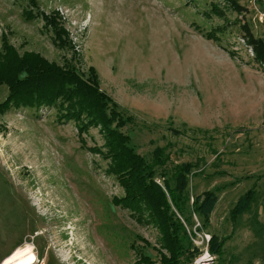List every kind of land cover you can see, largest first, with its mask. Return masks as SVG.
I'll return each mask as SVG.
<instances>
[{
  "label": "rangeland",
  "instance_id": "rangeland-1",
  "mask_svg": "<svg viewBox=\"0 0 264 264\" xmlns=\"http://www.w3.org/2000/svg\"><path fill=\"white\" fill-rule=\"evenodd\" d=\"M29 1L0 0V34L20 54L95 70L100 90L131 117L121 131L137 154L150 163L162 149L167 177L179 163L195 165L190 202L218 188L208 228L196 232L192 215L199 253L187 264H264V67L251 61L239 29L245 22L264 36L251 0H236L241 14L218 1L229 31L219 42L204 33L222 19L204 18L191 0H32L58 13L67 50L52 44L42 21L20 15ZM6 94L1 86L0 102ZM53 111L0 113V264L25 245L35 264H136L132 244L158 262L156 252H166L156 232L112 202L122 191L90 150L102 148L101 134L79 135ZM249 190L253 202L232 221L229 211ZM212 234L224 238L220 256L208 253Z\"/></svg>",
  "mask_w": 264,
  "mask_h": 264
},
{
  "label": "trees",
  "instance_id": "trees-1",
  "mask_svg": "<svg viewBox=\"0 0 264 264\" xmlns=\"http://www.w3.org/2000/svg\"><path fill=\"white\" fill-rule=\"evenodd\" d=\"M218 1L208 0L206 9H201L195 0H191L195 10H201L204 18L216 16L222 19L221 25L216 24L203 32L204 37L213 42L223 40L229 33L226 10ZM256 1L264 10V1ZM226 3L236 13L244 11L236 0H226ZM19 8L25 20L43 22L44 30L55 47L67 50V34L58 13L46 15L32 0L19 4ZM239 29L241 40L252 51L251 61L259 66L264 65L263 37H256L245 22ZM246 52L244 50L243 53ZM1 86L7 87V94L0 102V113L25 110L32 117H38L42 110H54L57 121H71L79 135L87 133L90 128H96L101 134L102 148L90 150L106 161V174L112 176L122 191V195L114 197L112 202L156 232L157 242L166 252V255L156 252L158 262H154L140 254L132 244L130 248L137 257L136 264H187L192 261L199 253L192 242L195 234L188 228H192V215L199 222L196 232L208 228L210 214L218 200V188L195 195L190 202L187 186L195 165L179 163L167 177L161 169L169 157L162 153V149L153 150L150 163L137 154L129 136L121 131L131 122V117L124 118L117 105L100 90L95 70L79 72L66 59L61 66H54L45 63L38 55L27 52L20 54L8 37L0 34ZM158 175L161 177L160 185L156 182ZM252 202L253 190H249L237 199L229 211V218L235 221L249 209ZM177 215L183 218L182 222ZM223 243L224 238L210 235L208 253L220 256Z\"/></svg>",
  "mask_w": 264,
  "mask_h": 264
},
{
  "label": "bare ground",
  "instance_id": "bare-ground-1",
  "mask_svg": "<svg viewBox=\"0 0 264 264\" xmlns=\"http://www.w3.org/2000/svg\"><path fill=\"white\" fill-rule=\"evenodd\" d=\"M35 256L30 246L15 249L1 261V264H35Z\"/></svg>",
  "mask_w": 264,
  "mask_h": 264
},
{
  "label": "built area",
  "instance_id": "built-area-1",
  "mask_svg": "<svg viewBox=\"0 0 264 264\" xmlns=\"http://www.w3.org/2000/svg\"><path fill=\"white\" fill-rule=\"evenodd\" d=\"M251 4H252L254 20L260 24H264V10L260 9V6L258 5L256 0H251ZM263 39H264V36H263ZM241 41L243 42V40ZM248 53L250 54L249 56L252 57V51L250 48H248ZM261 67H264V65H261Z\"/></svg>",
  "mask_w": 264,
  "mask_h": 264
}]
</instances>
